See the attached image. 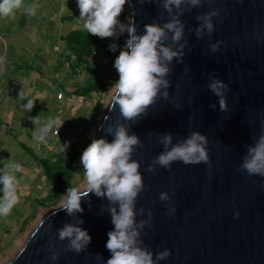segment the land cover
<instances>
[{"label":"water","instance_id":"1","mask_svg":"<svg viewBox=\"0 0 264 264\" xmlns=\"http://www.w3.org/2000/svg\"><path fill=\"white\" fill-rule=\"evenodd\" d=\"M162 2L128 0L126 6L137 35L145 24L163 25L171 15L184 24L179 42L173 44L171 33L165 42L181 52L165 77L170 86L161 89L168 97L158 95L135 123L124 120L110 99L93 140L111 142L107 130L119 123L141 141L132 154L144 184L135 201L136 221H144L140 240L154 259L158 252L171 253L157 264H264V178L237 171L264 120V0H201V6L184 4L172 14ZM210 11L218 13L212 17L213 31L198 37L195 30L202 22L196 17ZM212 45H218L215 52ZM212 80L227 85V111L220 110L219 98L207 87ZM194 131L207 139L208 164L173 162L168 169L152 164L164 151L162 135L170 134L176 144ZM150 166L154 170L148 171ZM110 206L117 207L90 193L81 199L82 212L53 210L6 264H106L107 233L114 229ZM171 208L175 211L169 215ZM65 224L91 237L80 252L69 250L68 238H59Z\"/></svg>","mask_w":264,"mask_h":264},{"label":"clouds","instance_id":"2","mask_svg":"<svg viewBox=\"0 0 264 264\" xmlns=\"http://www.w3.org/2000/svg\"><path fill=\"white\" fill-rule=\"evenodd\" d=\"M127 3L128 0H76L79 19L83 21V28L88 34L103 39L116 36L117 28L120 32H127L128 38L124 47L113 63L118 79L111 88V106L113 109L118 108L124 120L135 123L157 102L158 95L165 99L168 97V92H161V89L166 90L170 86L165 77L171 71L170 63L174 58H179L181 52L166 46L165 42L169 39L168 33L172 34L170 39L173 44L179 42L184 37V24L178 15H171V19L163 25L145 24L143 34L137 35L136 26L131 19L127 25L121 24L118 19ZM184 4L198 7L201 6V0H163L162 7L172 14L173 8L180 9ZM22 6L23 0H0V16H8ZM28 11L35 14V7ZM217 14L216 11H210L196 17L202 22L195 30L198 37L204 30L208 33L213 31L212 17ZM183 47L181 44L180 48ZM217 47L218 45H212L211 50L215 52ZM116 48L115 44H110L108 50L115 52ZM207 87L219 98L220 110L227 111L224 95L227 85L219 80H212ZM60 95L57 94L59 100L63 97ZM27 107L29 110L33 107L31 100ZM53 123L54 121H50L39 130L41 134L38 139H45ZM260 125V134L246 147L237 171L264 178V120L260 121ZM107 131L113 136L111 142L105 138L94 139L82 151L80 164L84 170L86 186L83 191H78L75 187L69 188L62 208L72 215L83 211L81 199L90 193L97 197H106L110 205L117 206L108 208L114 229L107 233L105 247L110 258L106 264H157V261L167 259L171 253L169 250L158 252L154 259L153 252L140 240L138 228L144 226V221L139 224L136 221L135 201L144 184L138 171L140 165L132 159V154L136 147L141 146V141L135 134L130 135L128 128L119 123L115 129L109 128ZM159 142L163 144L164 151L153 159V165L168 169L173 162H182L185 165L209 163L207 139L199 132L189 133L186 139L176 144H172L170 134H164ZM14 169L19 171L20 165L15 164ZM147 170L154 169L150 166ZM15 182L14 175L5 173L0 176V184L3 185L0 216H7L18 202ZM160 199L165 200L167 196L161 194ZM174 211L175 208H171L168 214L171 215ZM59 238H68L69 250L76 252H80L91 242L87 230L72 224L64 225L59 231Z\"/></svg>","mask_w":264,"mask_h":264},{"label":"rangeland","instance_id":"3","mask_svg":"<svg viewBox=\"0 0 264 264\" xmlns=\"http://www.w3.org/2000/svg\"><path fill=\"white\" fill-rule=\"evenodd\" d=\"M32 7H35V14L28 11ZM75 13H79L76 0H23L21 8L8 16H0V176L7 173L16 177L18 196L11 212L0 216V264H6L21 248L36 223L61 207L67 197L55 205L37 207L35 216L30 217L36 206L35 198H41L49 191L33 161L34 156L43 157L74 145L79 149L85 144L88 146L111 99V88L118 79L113 67L114 54L106 56L103 52L98 59L99 72L96 69L91 73L93 81L102 79L106 82L102 93H91L85 104L78 103L65 91L66 96L57 100V94L62 91L58 82L66 85L68 81L62 75L64 68L56 73L54 69L56 55L63 47L58 38L69 28V23L60 22V19ZM118 19L121 24H128L126 5ZM110 39H121L125 44L127 32H118L117 28V35ZM84 77V74L80 75L81 79L77 77L80 85ZM87 83L85 81L83 86ZM21 94L38 99L41 109L30 112L17 106L13 99ZM50 121H54L52 129L43 141L38 139L39 130ZM54 130L57 135L53 134ZM15 164L20 165L19 171H15ZM78 166L76 175L82 176L75 179L79 182L75 188L83 191L86 186L84 170L80 163ZM2 189L0 184V199Z\"/></svg>","mask_w":264,"mask_h":264},{"label":"trees","instance_id":"4","mask_svg":"<svg viewBox=\"0 0 264 264\" xmlns=\"http://www.w3.org/2000/svg\"><path fill=\"white\" fill-rule=\"evenodd\" d=\"M77 18L78 20H75ZM65 23H69V28L66 29L64 35H60L59 42L63 43V47L60 53L56 55L55 61V73L61 72L64 68L65 72L62 75L67 77L66 85L58 82V86L62 91L60 94L69 97H74L78 103H86V98L89 97L93 92H101L106 86V82H102V79L98 81L92 80V71L96 69L99 72V58L104 52L106 56H111L114 54V60L119 55L120 50L123 48L124 44L121 43V39L117 41L108 40L109 38H99L88 34L83 28V21L79 19V13L65 17H61ZM65 27V26H64ZM118 32L119 28H118ZM115 44L117 46L116 51H109V45ZM113 60V63H114ZM67 69V70H66ZM85 75L84 82L80 85V75ZM64 77V76H63ZM80 78L78 80V78ZM65 78V77H64ZM77 78V79H76ZM87 81L88 83L83 86ZM65 91V92H63ZM28 90H26L27 94ZM63 93V94H62ZM25 94V95H26ZM100 94V93H99ZM24 94L18 95L13 101L17 106L24 108L30 112H35L41 109L40 101L36 98L22 96ZM88 98V99H89ZM33 102V107L31 110L28 109L27 105L29 101ZM59 101V99H57ZM97 108H95L96 110ZM92 112H90L91 114ZM6 133V132H5ZM54 135H57V131H53ZM14 138L15 136L12 135ZM86 144L80 149L84 150ZM27 149V148H26ZM75 145L66 149H58L44 155L43 157L34 156V162L36 163L39 174L43 178V182L48 186V192L41 198H35L36 206L31 212L30 217H34L37 207L42 205H55L60 199L67 195V190L69 188L76 187L79 183L75 179H79L80 176L76 175L78 170V163H80V156L82 151H80ZM29 150V149H27ZM30 152V151H29Z\"/></svg>","mask_w":264,"mask_h":264},{"label":"built area","instance_id":"5","mask_svg":"<svg viewBox=\"0 0 264 264\" xmlns=\"http://www.w3.org/2000/svg\"><path fill=\"white\" fill-rule=\"evenodd\" d=\"M61 96V95H60Z\"/></svg>","mask_w":264,"mask_h":264}]
</instances>
